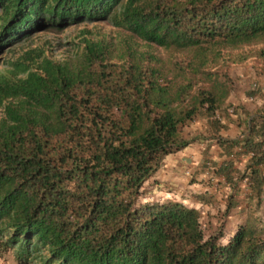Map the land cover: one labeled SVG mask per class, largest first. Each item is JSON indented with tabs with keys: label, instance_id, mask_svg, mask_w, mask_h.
Here are the masks:
<instances>
[{
	"label": "trees",
	"instance_id": "1",
	"mask_svg": "<svg viewBox=\"0 0 264 264\" xmlns=\"http://www.w3.org/2000/svg\"><path fill=\"white\" fill-rule=\"evenodd\" d=\"M103 21L129 36L117 45L85 37L80 54L60 62L31 46L35 35ZM261 42L264 0H0V255L11 251L16 264H264V217L253 214L264 210V90L251 94L262 108L240 110L238 138L211 119L231 93L229 64L256 57L264 72V47L243 51ZM198 114L227 157H249L242 171L214 166L231 191L223 217L239 208L242 184L254 202L226 240L223 223L210 233L198 209L152 198L163 160L196 141L180 127Z\"/></svg>",
	"mask_w": 264,
	"mask_h": 264
},
{
	"label": "rangeland",
	"instance_id": "2",
	"mask_svg": "<svg viewBox=\"0 0 264 264\" xmlns=\"http://www.w3.org/2000/svg\"><path fill=\"white\" fill-rule=\"evenodd\" d=\"M128 36L129 33L113 27L108 21L83 23L70 26L62 31L35 35L31 39V46L33 48L42 47L52 59L60 62L78 56L82 48L79 43H82L85 37L90 40L105 39L117 45L121 44L122 39ZM134 40L139 45V49L148 48L140 40ZM21 46L26 47L27 45L22 43ZM262 47H264V42L245 47L243 51L245 53L250 51L254 53ZM19 48L20 44L16 51ZM149 48V51L155 55L168 59L166 51L156 46H150ZM16 54H19V51ZM114 55L117 54L114 53ZM250 61L247 64H229L227 73L232 81L231 93L215 112L214 117L211 118L222 121L224 125L220 132L222 137H226L224 133L229 128H238V124L244 118V115H242L243 111L253 114L263 106V96L260 94L251 96L257 88L264 90V72L261 71L260 64L262 61L256 59V57ZM211 119L203 114H198L187 124L180 127V134L183 139H197L186 149L163 160L160 169L154 176V180L158 185L154 188L152 198L160 202L173 199L198 209L204 217L203 222L211 224L210 233L217 230L219 223H223L224 240H226L233 234L239 224L247 221L248 212L251 210L253 212L255 209L253 207L254 202H250L248 207L249 201L246 197L236 196L239 201V208L231 211L225 217L222 216L228 196L224 185H220V180L216 179L217 177L214 174H211L214 168L213 161L217 162L212 156L215 152L218 153V148L214 144L216 140L211 139L213 129L208 124L209 120L212 121ZM214 146L215 148H213ZM189 150L192 153L185 154ZM241 187L242 189L245 188V186ZM199 195H207L208 203L199 201L197 199ZM262 202L264 204V196ZM246 209H249L247 210L248 212H246ZM253 214L255 216L261 214L264 217V210ZM2 256L7 261V264H16L11 251L2 253Z\"/></svg>",
	"mask_w": 264,
	"mask_h": 264
},
{
	"label": "crops",
	"instance_id": "3",
	"mask_svg": "<svg viewBox=\"0 0 264 264\" xmlns=\"http://www.w3.org/2000/svg\"><path fill=\"white\" fill-rule=\"evenodd\" d=\"M241 129H242V127H238V128L231 127V128H229L227 130V132L224 133V134H226L225 138H228L231 140L238 138L241 134V131H242ZM214 144L218 148V153L215 152V154H213V156H212L213 159L217 160V162L213 161L214 166H216V165L220 166L221 163H223L225 161H231V162H233V165H234L233 168L234 169H237L239 171H242L244 169L245 163L248 161V158H249L248 156H237L236 158L234 156L227 157L224 150L221 149L217 145L216 142ZM215 146L213 148H215ZM190 153H192V151L189 150L185 154H190ZM214 169L215 168H213V170L211 169L212 170L211 174L215 175ZM233 175H234V173H233ZM215 176L217 177L216 179L220 180V178L217 175H215ZM242 186H245V185L242 184ZM225 188L227 191V196H229L231 194V191L229 190L228 187L225 186ZM241 193L242 194H240V196H242V197H245L246 194L250 195V191L248 189H246V186L244 189H241ZM246 212H248L247 209H246ZM0 264H7V261L4 259V257L2 255H0Z\"/></svg>",
	"mask_w": 264,
	"mask_h": 264
}]
</instances>
